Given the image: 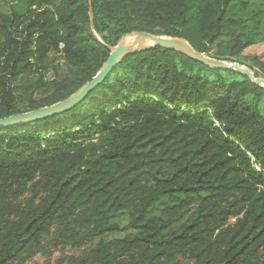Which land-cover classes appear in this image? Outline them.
<instances>
[{
    "label": "trees",
    "instance_id": "1",
    "mask_svg": "<svg viewBox=\"0 0 264 264\" xmlns=\"http://www.w3.org/2000/svg\"><path fill=\"white\" fill-rule=\"evenodd\" d=\"M130 31L264 77L244 52L264 10L244 0H0V118L70 95ZM51 52L70 78L46 77ZM119 213L133 233L105 239ZM65 246L82 251L52 264H264V87L152 46L69 109L0 127V264Z\"/></svg>",
    "mask_w": 264,
    "mask_h": 264
},
{
    "label": "water",
    "instance_id": "2",
    "mask_svg": "<svg viewBox=\"0 0 264 264\" xmlns=\"http://www.w3.org/2000/svg\"><path fill=\"white\" fill-rule=\"evenodd\" d=\"M89 13L91 16V10ZM147 40L151 41L152 44L142 47L143 42ZM152 46L176 50L189 58L200 61L213 68L233 69L247 76L254 84L264 87V77L256 75L249 67L240 65L237 62L210 57L203 52L195 50L188 41L183 38L156 35L146 31H130L123 34L114 46H108L110 50L109 54L97 73L70 95L50 105L2 117L0 118V127L33 121L36 118L60 113L69 109L78 103L89 90L101 83L112 68L125 56Z\"/></svg>",
    "mask_w": 264,
    "mask_h": 264
},
{
    "label": "rangeland",
    "instance_id": "3",
    "mask_svg": "<svg viewBox=\"0 0 264 264\" xmlns=\"http://www.w3.org/2000/svg\"><path fill=\"white\" fill-rule=\"evenodd\" d=\"M247 2L248 6L254 10H264V0H244ZM2 11H8L7 6L2 7ZM245 53H253L259 55L262 59H264V42H258L246 48ZM49 63H52L47 72L46 77L57 78L60 79L62 77L68 76L69 78L73 75L68 71L66 64L59 52H51L49 54ZM228 61V60H226ZM232 62V61H231ZM246 66V65H244ZM258 75V74H257ZM261 76V74L259 73ZM113 222L117 223L120 227V230L110 232L104 236L105 239H110L113 237H122L129 233H133L130 229L126 227L127 222V214L119 213L113 220ZM82 248L65 246L58 248H51L50 250H45L43 252L37 253L30 260H27L25 264H34V263H43V264H52L54 263L61 255L63 254H79L81 253Z\"/></svg>",
    "mask_w": 264,
    "mask_h": 264
},
{
    "label": "bare ground",
    "instance_id": "4",
    "mask_svg": "<svg viewBox=\"0 0 264 264\" xmlns=\"http://www.w3.org/2000/svg\"><path fill=\"white\" fill-rule=\"evenodd\" d=\"M151 44H152V42L147 40V41L143 42L142 47L149 46Z\"/></svg>",
    "mask_w": 264,
    "mask_h": 264
}]
</instances>
